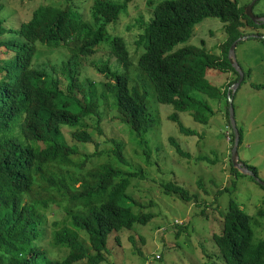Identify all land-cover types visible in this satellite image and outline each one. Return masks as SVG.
<instances>
[{"label":"trees","instance_id":"trees-1","mask_svg":"<svg viewBox=\"0 0 264 264\" xmlns=\"http://www.w3.org/2000/svg\"><path fill=\"white\" fill-rule=\"evenodd\" d=\"M70 3L41 4L30 21L16 27L7 28L0 21V264H102L103 252L108 251L115 233L146 226L154 217L131 194V181L142 172L121 169L128 165L122 143L112 140L114 148L107 153V160L88 176L91 183L72 171L83 169L84 162L74 158L77 147L68 143L64 128H70L73 139L81 144L93 141L90 125L98 128L102 115L99 102L90 93L92 85H80L82 58L94 54L103 41L123 70H113L108 62L85 65L102 78L120 117L140 139H145L155 119L149 115L146 94L139 87L140 82L146 83L139 78L137 86L132 85L129 71L133 60L125 40L117 34L106 38L107 27L118 20L121 6L93 0V25H88L82 14L71 12ZM2 8L0 5V11ZM209 18L223 23L227 34L221 46L222 61H215L204 43H191L194 29ZM257 25L235 0H160L153 7L140 38L138 68L153 86L158 103L176 110L168 118L178 122L182 133L196 134L182 124L180 112L202 123L210 121L203 110L212 114V107L198 100L201 95L215 98L218 94L220 98L207 80L209 71L235 74L236 79L224 89L225 97L238 82L239 75L228 59L229 49L248 36L244 28ZM41 48L53 52L67 49L69 54L59 66L37 65ZM229 107L227 101L228 115ZM238 129L240 145L242 131ZM232 136L234 144L233 131ZM170 140L176 152L187 155L179 143ZM245 165L258 176L255 167ZM231 172L241 174L232 161ZM163 189L166 195L173 193L185 203L196 204L202 215H214L219 227L214 230V250L226 264H264V237L256 238L255 216L234 199L224 210L221 201L218 203V198L229 192L228 186L216 193V212L210 209L213 203L183 186L167 183ZM256 216L264 219V211L258 210ZM49 229L50 241L43 244ZM53 248H62L67 255L53 260Z\"/></svg>","mask_w":264,"mask_h":264},{"label":"rangeland","instance_id":"rangeland-1","mask_svg":"<svg viewBox=\"0 0 264 264\" xmlns=\"http://www.w3.org/2000/svg\"><path fill=\"white\" fill-rule=\"evenodd\" d=\"M68 1L72 2L69 4L71 12L82 14L83 20L88 25H93L90 18L93 0ZM106 1L121 6L118 20L107 27L106 38L117 34L125 40L133 60L129 71L132 85L136 87L139 78L146 83L140 82L139 87L146 94L148 113L155 119V123L148 128L145 139H140L120 117L115 108V99L105 90L102 78L85 65L90 62H108L113 70H123L111 57L107 42L103 41L94 54L82 58L84 68L80 85L83 88L92 85L90 93L99 102L98 111L102 115L98 128L93 123L90 125L89 131L93 129V141L81 144L73 139L70 128H64L68 143L77 147L74 158L84 162L83 169L72 171L83 175L91 183L88 176L107 160V153L114 148L112 140L122 143L128 165L121 166V169L127 173L142 172L141 177L131 181V194L154 217L146 226L115 233L109 240L108 251L103 252L105 262L102 264H226L225 258L214 250V230L219 228L214 215L208 218L201 214L202 208H198L196 204L185 203L173 193L164 194L163 185L174 183L183 186L210 205L213 203L214 207L210 208L213 212H216V193L228 186L229 192L218 198L221 209L227 208L229 201L234 199L243 210L255 216L258 223L255 228L256 238L264 237V219L256 216L258 210L264 211V184L263 187L260 184L264 183V25L242 30L248 34V38L238 43L236 59L244 80L232 96L236 123L242 131L239 157L245 164L257 169L258 176L255 179L243 173L234 176L231 172L233 136L227 111L229 100L223 92L230 85L228 82L236 79L235 74L215 70L207 73L208 82L216 88L220 98L218 94L215 98L199 96L198 100L212 107V114L203 110L204 116L210 117L208 123L196 121L189 113H178L182 124L196 132L194 135L182 133L178 122L168 118L176 110L171 105L158 103L153 86L138 68L142 46L140 38L152 17L153 7L160 0ZM235 1L243 13L254 3V0ZM44 3L60 6L65 5L67 0H1L3 8L0 11V21L7 28L16 27L21 22L30 21L28 19L32 13ZM252 12L256 17L264 18V0H258ZM77 40L78 38L73 42ZM226 40L223 23L209 18L194 29L191 43L194 46H202L204 43L207 50L215 55V61H222L221 46ZM68 54L67 49L53 52L41 48L35 63L59 66ZM0 63L3 64L1 57ZM59 78L62 79L61 76ZM65 85L62 79L63 90ZM76 96L80 98L79 94ZM171 137L187 155L176 152ZM234 179L235 185L232 184ZM81 237L84 240L85 236ZM49 241L50 229L42 243ZM87 251L91 253L88 247ZM50 253L53 260H62L67 255V251L62 248H53Z\"/></svg>","mask_w":264,"mask_h":264},{"label":"water","instance_id":"water-1","mask_svg":"<svg viewBox=\"0 0 264 264\" xmlns=\"http://www.w3.org/2000/svg\"><path fill=\"white\" fill-rule=\"evenodd\" d=\"M258 0H254V3L251 4L247 11H246V16L249 17L255 24L264 25V18L261 17H256L252 10H253V6L255 5V3ZM248 38V36L239 38L238 40H236L230 47L229 49V54H228V59L230 61V64L232 66V68L237 72V74L239 75V80L238 82L232 86V88L230 89V92L228 93V100L230 103V107H229V118H230V122H231V126H232V131L234 133V144L232 147V153H231V161L233 164V167L237 170H239L241 173L243 174H248L250 176H252L253 178L256 179L255 174L250 171L247 166L244 164V162L240 159L239 157V152H238V147H239V141H240V134H239V129L236 123V119H235V112L234 109L232 107V96L237 92L238 88L240 87L241 83L244 80V75L242 73V70L240 69V66L237 62L236 59V47L238 45V43L242 40H246ZM260 183V182H259ZM262 186L264 183H260Z\"/></svg>","mask_w":264,"mask_h":264},{"label":"crops","instance_id":"crops-1","mask_svg":"<svg viewBox=\"0 0 264 264\" xmlns=\"http://www.w3.org/2000/svg\"><path fill=\"white\" fill-rule=\"evenodd\" d=\"M228 84H230V83L228 82ZM228 84H226V85H228Z\"/></svg>","mask_w":264,"mask_h":264},{"label":"built area","instance_id":"built-area-1","mask_svg":"<svg viewBox=\"0 0 264 264\" xmlns=\"http://www.w3.org/2000/svg\"><path fill=\"white\" fill-rule=\"evenodd\" d=\"M228 138L230 139V137L228 136Z\"/></svg>","mask_w":264,"mask_h":264}]
</instances>
